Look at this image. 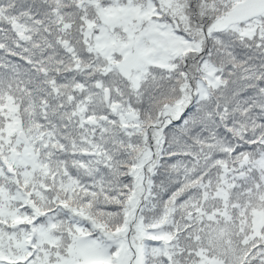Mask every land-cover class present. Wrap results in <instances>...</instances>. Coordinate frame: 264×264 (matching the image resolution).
<instances>
[{"label":"snow or ice","instance_id":"1","mask_svg":"<svg viewBox=\"0 0 264 264\" xmlns=\"http://www.w3.org/2000/svg\"><path fill=\"white\" fill-rule=\"evenodd\" d=\"M0 264H264V0H0Z\"/></svg>","mask_w":264,"mask_h":264}]
</instances>
